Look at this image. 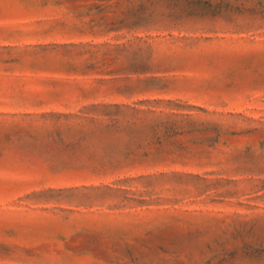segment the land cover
Segmentation results:
<instances>
[{"label": "rangeland", "instance_id": "374dc122", "mask_svg": "<svg viewBox=\"0 0 264 264\" xmlns=\"http://www.w3.org/2000/svg\"><path fill=\"white\" fill-rule=\"evenodd\" d=\"M0 264H264V0H0Z\"/></svg>", "mask_w": 264, "mask_h": 264}]
</instances>
